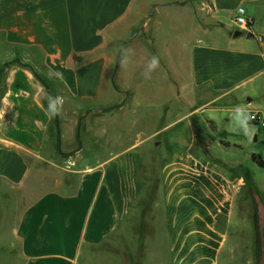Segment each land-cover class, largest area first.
<instances>
[{
  "label": "crops",
  "instance_id": "obj_1",
  "mask_svg": "<svg viewBox=\"0 0 264 264\" xmlns=\"http://www.w3.org/2000/svg\"><path fill=\"white\" fill-rule=\"evenodd\" d=\"M239 6L250 21V38L247 32L232 35L230 23ZM174 13L184 18L183 36L165 37L164 22ZM213 28L224 32L223 42H212ZM175 47L182 57L178 67L171 65ZM16 56L19 62L3 66ZM150 64L167 73L172 102L178 106L183 97L189 110L147 136L154 146L166 147L147 194L139 150L147 137L116 149L105 129H98L85 155L77 140L63 146L61 114L63 105L82 111L79 126L92 116L153 107L158 103L153 97L162 98L161 92L117 83L129 65ZM0 69V246L8 248L10 259L85 264L105 241L124 235L121 226L133 209L152 206L157 194L165 224H153V234L166 241L165 264H217L223 251L227 256L234 202L250 183L243 175L225 173L215 157L191 149L204 133L200 136L189 118L211 103L233 112L243 102L242 111L264 114V0H0ZM190 87L210 97L197 107L186 94ZM49 97L58 106L60 151L57 137L48 142ZM64 148H71L74 161L66 180L46 170L55 156L63 159ZM44 174L51 184L37 187V176ZM257 209L253 204L256 257ZM138 223L146 222L140 218Z\"/></svg>",
  "mask_w": 264,
  "mask_h": 264
},
{
  "label": "rangeland",
  "instance_id": "obj_2",
  "mask_svg": "<svg viewBox=\"0 0 264 264\" xmlns=\"http://www.w3.org/2000/svg\"><path fill=\"white\" fill-rule=\"evenodd\" d=\"M173 16L172 19L168 18L164 22L166 28L165 31L163 30V34L165 37H170L175 32L183 36L184 18L175 13ZM220 22L223 23L224 21ZM186 25L184 24V26ZM230 27L232 32L238 29V26L233 21L230 23ZM171 30L174 31L171 32ZM242 34L245 33L242 32ZM212 35V42L216 41L217 43L223 42V37H225L224 32L217 28L212 29ZM172 52L171 65L178 67V62L182 60V57L177 56L179 51L176 47L171 50V55ZM123 61L121 60L122 63ZM146 67L141 68L139 66L136 68L129 65L128 68L126 67L127 70L125 68V73L121 72L122 74L117 76V83L122 85L127 84L136 89L148 88L157 90L158 94L161 92L163 94L162 98L160 95L153 97V100L156 99L158 101L156 105L149 108L144 105H137L133 111L130 110L125 114L123 112H114L110 115L104 114L97 117L92 116L82 120L79 119V126H77V120L82 111L76 113L69 105H63V113L61 114L63 115V146H67L69 141L77 140V145L83 143V154L89 155L93 148L92 143L97 139L96 131L98 129H105V137H108L110 142L114 143L113 146L119 149V147L136 139L147 137L157 127L188 113L189 108L183 102V97H180L178 106L175 101L172 102L170 96L172 88L170 81L167 80L165 75L167 73L162 74V76L157 65L156 69L152 68L151 64ZM168 74L167 76L172 78L171 71ZM186 94L189 95L191 101L195 100L194 105L197 107L210 97L200 89L193 92V88L191 87L186 90ZM49 98L53 103L49 106L52 124L49 127L48 142L53 143L57 137L55 124L59 127L60 120H58L57 103L51 97ZM162 100L163 102L161 103ZM218 107H220L219 103H211L206 106V109L190 114L189 119L195 125V131L200 136H202L201 133H204L203 138H196L193 141L191 149L196 151L202 150L208 157H215L214 161L225 173L243 175L248 179L250 185L246 186L238 194L234 202L233 217L228 226L226 239V244L229 246L227 256L223 251L221 256L217 258V264H264V256L262 255L264 247V166H258L250 157L251 153L260 154L264 162V125L260 122L258 124L247 123L246 112L241 110L243 102L233 112L223 109L224 107ZM54 116L57 117V123L54 121ZM225 117L228 120H225ZM261 118H264V114ZM209 121L212 122L213 128L209 125ZM72 125L75 126V135H71ZM254 134L255 138H253ZM220 139L228 141L229 145L221 144L219 142ZM205 143L208 144L207 148L205 147ZM139 150L143 154V169L145 170V177L147 176L148 179L147 194H149L151 190L150 185L155 182L154 175L158 172L159 162L157 159L165 153L166 147L164 145L154 146L152 139L147 137V139L145 138L142 141ZM71 151V148H64L63 159L55 156L52 160L48 161V163L51 162L52 164L50 165V169L46 167V170H49L53 178L62 177L65 180L68 178L66 172L74 167V161L69 158ZM42 176L45 177L37 176V187L38 185L48 186L51 184L48 174ZM248 190H250L249 193ZM151 200H154L152 206L151 202H148L146 205L142 204L140 209L138 206L133 209L126 222L121 226L122 234L125 232L124 235L111 242L105 241L97 252L92 253L86 259L85 264H165L166 255L164 248L166 241L160 238L158 234L159 239L155 238V234H153V224L156 222L160 223L159 226H164L165 224L160 195L157 194L156 198L153 196ZM253 204L258 205L255 217L260 222L258 229H260L259 233L261 235L259 240L260 255L257 257L255 256L254 246L256 237L254 232ZM140 218L146 223L140 225L138 223ZM11 221L12 217L9 223ZM128 222L137 223L132 229L127 224ZM8 225L7 219L3 227L4 233L1 234L5 240ZM135 234H137L139 240H136ZM5 240L3 239V242ZM0 247V264H20L18 261L10 259V255L7 254L8 248L3 243Z\"/></svg>",
  "mask_w": 264,
  "mask_h": 264
},
{
  "label": "trees",
  "instance_id": "obj_3",
  "mask_svg": "<svg viewBox=\"0 0 264 264\" xmlns=\"http://www.w3.org/2000/svg\"><path fill=\"white\" fill-rule=\"evenodd\" d=\"M19 57H14L11 61H6V62H4V64H3V66H7L9 63H11V62H19ZM0 71H1V69H0ZM33 73L35 74V76L41 81V83H42V85L45 87V89H47V85L39 78V76L37 75V73L33 70ZM109 108H101V110L102 111H106V110H108ZM253 113H256V115H257V112H254V110H247L246 111V121H247V123H249V124H258L259 122H258V117L257 116H255L254 118H251V114H253ZM54 121L55 122H57V117L56 116H54ZM209 125L211 126V128H213V124H212V122L211 121H209ZM56 129H57V143H56V149L58 150V151H60L59 150V140H58V125L56 124ZM225 145H229L228 143H224ZM250 157H251V159L254 161V162H256L257 163V165L258 166H260V167H263L264 166V162H263V159H262V157H261V155L260 154H257V153H251V155H250Z\"/></svg>",
  "mask_w": 264,
  "mask_h": 264
},
{
  "label": "built area",
  "instance_id": "obj_4",
  "mask_svg": "<svg viewBox=\"0 0 264 264\" xmlns=\"http://www.w3.org/2000/svg\"><path fill=\"white\" fill-rule=\"evenodd\" d=\"M233 22L239 27V29L243 32L246 33L249 30V19L245 17L244 15V9L239 6L236 8L233 16ZM255 116L258 117V122L262 123L264 125V118H261L258 113L251 114V118H254Z\"/></svg>",
  "mask_w": 264,
  "mask_h": 264
},
{
  "label": "water",
  "instance_id": "obj_5",
  "mask_svg": "<svg viewBox=\"0 0 264 264\" xmlns=\"http://www.w3.org/2000/svg\"><path fill=\"white\" fill-rule=\"evenodd\" d=\"M240 34H242V31L239 30V29H236V30H234V32H233V35H234V36H237V35H240ZM246 36H247L248 38H250V37H252L253 35L251 34V32H247V33H246ZM246 101H249V100L246 99Z\"/></svg>",
  "mask_w": 264,
  "mask_h": 264
}]
</instances>
